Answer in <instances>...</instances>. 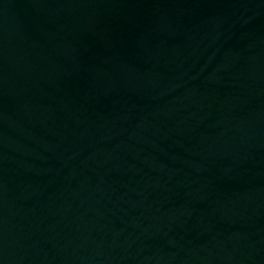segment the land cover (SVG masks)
Returning a JSON list of instances; mask_svg holds the SVG:
<instances>
[{"label": "water", "instance_id": "1", "mask_svg": "<svg viewBox=\"0 0 264 264\" xmlns=\"http://www.w3.org/2000/svg\"><path fill=\"white\" fill-rule=\"evenodd\" d=\"M0 264H264V0H0Z\"/></svg>", "mask_w": 264, "mask_h": 264}]
</instances>
